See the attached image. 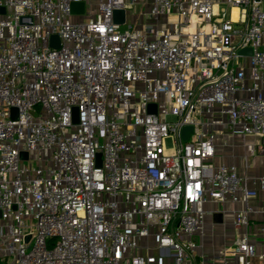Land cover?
<instances>
[{"label": "built area", "instance_id": "obj_1", "mask_svg": "<svg viewBox=\"0 0 264 264\" xmlns=\"http://www.w3.org/2000/svg\"><path fill=\"white\" fill-rule=\"evenodd\" d=\"M236 138L241 170L215 161ZM256 154L264 0H0V263L264 262ZM209 202L239 208L207 258Z\"/></svg>", "mask_w": 264, "mask_h": 264}, {"label": "crops", "instance_id": "obj_2", "mask_svg": "<svg viewBox=\"0 0 264 264\" xmlns=\"http://www.w3.org/2000/svg\"><path fill=\"white\" fill-rule=\"evenodd\" d=\"M239 139H234L235 147L237 146V141ZM238 146L242 149L243 154H235L232 150L235 148H226L223 149L225 152L223 155H219L216 158V162L219 163H226V164H235L239 170L243 169V155H244V149L241 147L240 144ZM236 157H239L240 161H237ZM261 172H264V156L260 154H256L255 156H251L249 159V169L248 174L249 175H258ZM259 199H255L251 201V205L257 206L259 205ZM207 210V216L205 221V232H209L211 234H214L216 236H219L221 239L222 244L226 245L233 241L234 237L237 234V231L232 226L234 211L239 208V205L231 204L229 202L219 203V202H209L205 206ZM262 224V218H255V222L252 223V229L251 232H258V228ZM222 233V231H224ZM219 232L220 234L217 235L216 232ZM223 237V238H222ZM224 239V240H223ZM205 242V239H204ZM226 242V243H225ZM204 247L205 246V243ZM204 247L203 249L199 250V252L204 254ZM211 256V255H209ZM207 258L208 255H206ZM254 264H264V262L255 261Z\"/></svg>", "mask_w": 264, "mask_h": 264}, {"label": "water", "instance_id": "obj_3", "mask_svg": "<svg viewBox=\"0 0 264 264\" xmlns=\"http://www.w3.org/2000/svg\"><path fill=\"white\" fill-rule=\"evenodd\" d=\"M84 10V4L83 3H72L70 6V11L72 14L74 13H82ZM3 11V10H2ZM124 18H125V12L124 10H114L113 11V21L115 23H123L124 22ZM50 44L52 45V47H58L59 45V41H58V37L56 35H52L50 37ZM240 54H244V53H250L249 49H243L239 52ZM148 112L149 113H154L155 112V105L154 104H150L148 106ZM78 121V113H77V108H73L72 109V122L73 123H77ZM192 128L190 126H185L182 128L181 130V140L182 141H186L188 139L189 133L191 132ZM21 158L25 159L26 158V154L23 153L21 155ZM96 165L100 166V154H97V161H96Z\"/></svg>", "mask_w": 264, "mask_h": 264}, {"label": "rangeland", "instance_id": "obj_4", "mask_svg": "<svg viewBox=\"0 0 264 264\" xmlns=\"http://www.w3.org/2000/svg\"><path fill=\"white\" fill-rule=\"evenodd\" d=\"M94 3V2H93ZM96 12V9H95V6H94V4H93V6L91 7V13H95ZM86 15L85 16H83L81 19H86ZM131 20V17L129 16L128 17V21H130ZM125 28V25H123V26H121V29H124ZM175 118L173 117V116H168L167 117V120H169V121H172V120H174ZM240 142V140H238L237 141V143H239ZM223 143V141L221 140L220 142H219V147H220V149H221V147H222V144ZM172 146V143H171V141L169 140V139H167L166 140V147L168 148V147H171ZM226 150V149H225ZM235 154L237 153V154H240V155H242L243 154V152H242V149L237 145L233 150H232ZM226 152V151H225ZM225 152H223L222 150L221 151H219V155H223ZM236 159H237V161H240V159H239V157H236ZM25 163L27 164V165H29L30 163H32V165H35V162H33L31 159L30 160H26L25 161ZM223 232H225V230L224 231H222V233ZM217 233V235L218 234H220L218 231L216 232ZM223 238V237H222ZM198 243H200V238L199 237H195L194 238ZM221 238L219 237V236H216V235H214V234H211V233H209V232H207L206 233V238H205V246L206 247H204V255L206 256V255H208V257H211V256H214V255H217L218 254V252L220 251V249H221V247L224 245V244H222L223 242H221V240H220ZM224 240V239H223ZM226 243V242H225ZM209 255H211V256H209ZM0 264H2V263H0Z\"/></svg>", "mask_w": 264, "mask_h": 264}, {"label": "bare ground", "instance_id": "obj_5", "mask_svg": "<svg viewBox=\"0 0 264 264\" xmlns=\"http://www.w3.org/2000/svg\"><path fill=\"white\" fill-rule=\"evenodd\" d=\"M232 14H233V18H235V16H236V9H233Z\"/></svg>", "mask_w": 264, "mask_h": 264}]
</instances>
